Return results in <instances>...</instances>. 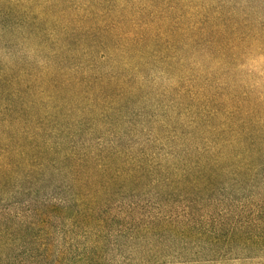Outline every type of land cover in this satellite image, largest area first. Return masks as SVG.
I'll return each mask as SVG.
<instances>
[{
  "label": "rangeland",
  "instance_id": "rangeland-1",
  "mask_svg": "<svg viewBox=\"0 0 264 264\" xmlns=\"http://www.w3.org/2000/svg\"><path fill=\"white\" fill-rule=\"evenodd\" d=\"M251 194L264 0H0V249L36 230L34 264H184L177 240Z\"/></svg>",
  "mask_w": 264,
  "mask_h": 264
},
{
  "label": "trees",
  "instance_id": "trees-1",
  "mask_svg": "<svg viewBox=\"0 0 264 264\" xmlns=\"http://www.w3.org/2000/svg\"><path fill=\"white\" fill-rule=\"evenodd\" d=\"M245 186L249 193L250 186L244 185L240 188ZM253 199V194L246 197L241 215L235 224L221 226L214 222L202 221L194 228L188 239L177 240L195 250L192 252L188 248H181L183 255H186L184 257L192 255L198 258L197 260L187 259L184 264H247L255 261L257 259L255 255L264 250V210ZM83 206L84 199L81 195H74L67 203L65 208L69 213L72 212L68 218L71 228H93L99 231L100 237L103 236V221L95 219L90 214L82 215L80 209L82 210ZM49 223V220L43 222L44 226ZM44 230L46 238L49 232L48 229ZM35 231L32 230L12 245L0 249V264H34L37 261L34 255L38 242ZM237 252L242 254L239 255ZM233 253H236V257H231ZM47 258L49 259L50 256ZM80 259L81 257H75L76 261ZM92 260L93 258L89 257L82 258L80 263L92 264Z\"/></svg>",
  "mask_w": 264,
  "mask_h": 264
}]
</instances>
